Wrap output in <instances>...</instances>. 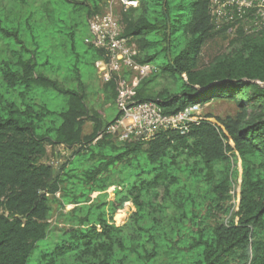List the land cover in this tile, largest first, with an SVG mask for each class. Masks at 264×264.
<instances>
[{
  "label": "trees",
  "instance_id": "16d2710c",
  "mask_svg": "<svg viewBox=\"0 0 264 264\" xmlns=\"http://www.w3.org/2000/svg\"><path fill=\"white\" fill-rule=\"evenodd\" d=\"M137 1L120 23L137 61L153 70L135 99L166 115L215 99L238 112L197 115L186 134L117 140L107 127L118 113L104 120L81 71L104 52L89 26L75 41L103 0H16L12 27L0 25V39L13 37L0 90L19 96L0 91V264H27L54 229L37 264H264V29L239 30L230 51L202 65L201 49L218 32L212 0ZM158 78L171 83L156 89ZM115 86L103 83L104 104L115 106ZM51 94L61 96L59 109L47 105ZM58 146L70 154L56 173L45 158L48 147L61 157ZM232 183L236 206L225 221ZM52 202L61 226L51 224Z\"/></svg>",
  "mask_w": 264,
  "mask_h": 264
},
{
  "label": "built area",
  "instance_id": "2783aa9c",
  "mask_svg": "<svg viewBox=\"0 0 264 264\" xmlns=\"http://www.w3.org/2000/svg\"><path fill=\"white\" fill-rule=\"evenodd\" d=\"M123 10L136 7L137 0H114ZM217 1V0H212ZM232 5L233 16L244 11H257L264 21V0H222ZM212 5V3H211ZM254 8V9H252ZM88 26L93 42L104 54L94 63L98 78L102 83L113 80L116 84L115 107L118 115L107 127V131L119 141H147L160 130L173 129L186 134L189 125L201 114L202 105L195 103L186 106L180 112L166 115L154 101L140 102L135 99L136 88L142 78L152 72L153 66L137 61L138 48L130 37L123 35V26L118 18L106 11L92 16ZM229 213L227 221L236 206V185L232 183L229 190Z\"/></svg>",
  "mask_w": 264,
  "mask_h": 264
},
{
  "label": "rangeland",
  "instance_id": "374dc122",
  "mask_svg": "<svg viewBox=\"0 0 264 264\" xmlns=\"http://www.w3.org/2000/svg\"><path fill=\"white\" fill-rule=\"evenodd\" d=\"M250 1V0H249ZM254 9V8H252ZM16 0H0V25L6 28H10L14 22V16L16 14ZM123 10V7L115 2L114 0H103V9L102 13L106 11H111L120 21V12ZM233 6L229 5L222 0L212 1L211 5V15L213 18V23L215 29L218 31L217 34L212 37L201 49L200 53V62L201 64H207L215 57L223 54L224 52L230 51L231 44L230 40L237 37L238 31L241 30L243 34L249 35L250 33H258L259 31L264 29V21L260 18V15L257 11H244L241 15H237L236 13L233 16ZM13 20V22L11 21ZM223 29V30H222ZM220 30V31H219ZM89 35V29L87 24H82L79 31L75 35V41L77 44H81L84 40V37ZM13 41V37H11V41L6 38L0 39V59L5 54V48L7 47L5 43H9ZM240 45V44H238ZM83 74V80L88 84V96L91 104L99 107L102 110V114L104 120L109 121L112 120L113 117L117 114V109L114 105L104 104L103 103V91H102V81L98 78L97 72L94 66H88L81 69ZM61 74L63 76L69 77L72 76L73 72L67 70V72L63 71ZM60 74V75H61ZM61 76V77H63ZM170 80L165 79H157L156 89H159L163 85H170ZM71 84V83H70ZM2 94L14 101L19 100V96L17 95L18 89L16 92L7 91V88L3 85L1 87ZM16 93V95H15ZM55 96V97H54ZM51 98V99H50ZM48 99V100H47ZM45 98L43 96V100H47V105L50 108L59 109L61 107V96L51 94L50 96ZM238 112L236 104L229 99H215L205 103L202 106L201 114L212 113L213 115H218L221 117L225 116H233ZM84 132H88L91 129V123L86 121L84 124ZM58 152L61 153V157L52 153V149L48 147V155L45 158V161L52 163L55 167L59 166V161L63 162L69 156L70 152L65 150L63 146H58L56 148ZM60 157V158H59ZM112 191V188L109 189ZM229 200V199H228ZM228 200L226 205L228 206ZM51 224L52 226L58 224L59 226L63 225L60 218L57 216V208L54 202L51 203ZM225 215H221V219H223ZM116 222L118 224L121 223L120 218H116ZM57 235V229H54L50 234V240L52 236L54 239ZM49 236V235H48ZM47 236V237H48ZM49 239L46 238L38 242V247H36L27 262V264H37L38 260V252L39 248L42 247L44 242H49Z\"/></svg>",
  "mask_w": 264,
  "mask_h": 264
},
{
  "label": "water",
  "instance_id": "95a60500",
  "mask_svg": "<svg viewBox=\"0 0 264 264\" xmlns=\"http://www.w3.org/2000/svg\"><path fill=\"white\" fill-rule=\"evenodd\" d=\"M58 170H59V166H58L57 169H56V173L58 172Z\"/></svg>",
  "mask_w": 264,
  "mask_h": 264
},
{
  "label": "bare ground",
  "instance_id": "6f19581e",
  "mask_svg": "<svg viewBox=\"0 0 264 264\" xmlns=\"http://www.w3.org/2000/svg\"><path fill=\"white\" fill-rule=\"evenodd\" d=\"M193 104H195V103H193Z\"/></svg>",
  "mask_w": 264,
  "mask_h": 264
}]
</instances>
